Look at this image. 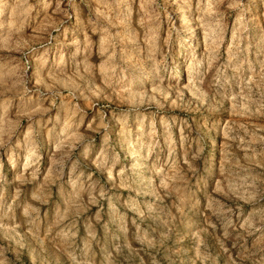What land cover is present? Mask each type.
<instances>
[{
  "label": "clouds",
  "instance_id": "9594fccd",
  "mask_svg": "<svg viewBox=\"0 0 264 264\" xmlns=\"http://www.w3.org/2000/svg\"><path fill=\"white\" fill-rule=\"evenodd\" d=\"M0 264H264V0H0Z\"/></svg>",
  "mask_w": 264,
  "mask_h": 264
},
{
  "label": "rangeland",
  "instance_id": "374dc122",
  "mask_svg": "<svg viewBox=\"0 0 264 264\" xmlns=\"http://www.w3.org/2000/svg\"><path fill=\"white\" fill-rule=\"evenodd\" d=\"M220 147L223 148V143H221Z\"/></svg>",
  "mask_w": 264,
  "mask_h": 264
}]
</instances>
